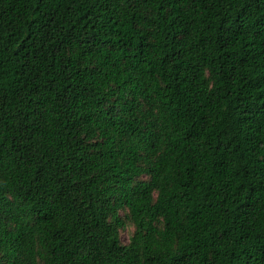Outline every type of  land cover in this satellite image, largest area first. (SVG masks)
Returning <instances> with one entry per match:
<instances>
[{
	"label": "trees",
	"instance_id": "obj_1",
	"mask_svg": "<svg viewBox=\"0 0 264 264\" xmlns=\"http://www.w3.org/2000/svg\"><path fill=\"white\" fill-rule=\"evenodd\" d=\"M0 264H264V0H0Z\"/></svg>",
	"mask_w": 264,
	"mask_h": 264
},
{
	"label": "rangeland",
	"instance_id": "obj_2",
	"mask_svg": "<svg viewBox=\"0 0 264 264\" xmlns=\"http://www.w3.org/2000/svg\"><path fill=\"white\" fill-rule=\"evenodd\" d=\"M134 232V226L130 223L127 222L126 225L121 229V240L123 243H128L131 239V236Z\"/></svg>",
	"mask_w": 264,
	"mask_h": 264
}]
</instances>
